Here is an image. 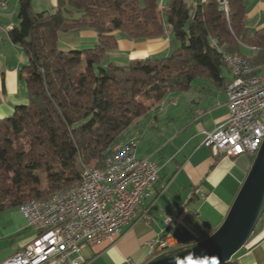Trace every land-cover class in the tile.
Masks as SVG:
<instances>
[{"label":"trees","instance_id":"1","mask_svg":"<svg viewBox=\"0 0 264 264\" xmlns=\"http://www.w3.org/2000/svg\"><path fill=\"white\" fill-rule=\"evenodd\" d=\"M227 2L228 15L216 0H167L162 8L159 0H57L54 11L18 0L8 35L28 57L20 72L28 103L0 120V212L77 185L83 169L101 167L121 134L168 93L189 90L197 77L221 85L222 52L264 61V26L249 32L243 0ZM81 29L96 32L97 43L62 51L59 32ZM117 31L134 40L168 31L187 43L161 58L102 65Z\"/></svg>","mask_w":264,"mask_h":264},{"label":"crops","instance_id":"2","mask_svg":"<svg viewBox=\"0 0 264 264\" xmlns=\"http://www.w3.org/2000/svg\"><path fill=\"white\" fill-rule=\"evenodd\" d=\"M166 1L159 0L160 8ZM35 2L37 11H51L49 7L55 10L57 4V0ZM31 3L34 8L32 0ZM243 4L245 26L253 33L264 26V0H243ZM17 13L18 0H0V120L12 115L17 106L28 103L26 83L20 75L28 57L8 35L9 30L18 25ZM96 43V32L92 29L58 34L62 51L92 48ZM171 49L170 33L166 31L161 36L141 40L122 36L117 39V48L106 51L105 56L112 53L114 58H119L118 55L123 54L126 63H108L126 65L130 59L167 56ZM252 50L242 45L244 53L251 54ZM226 73L221 85L197 77L194 80L198 79L199 83L194 86L191 83L189 90L160 98L167 103L168 113L182 121V125L170 131L167 143L158 145L151 136L153 120L146 123L150 112H156L158 106L121 134V141L133 136L138 138L137 155L158 164L159 178L152 196L142 202L136 216L123 226L118 238L81 248L87 259L85 264H129V260L144 264L150 256L147 241L155 239L161 231L179 248L204 238L221 223L252 161L248 155L214 156L203 144L204 132L215 129L228 117L224 83L231 74L227 69ZM191 89L193 94L188 93ZM181 93L183 96L178 97ZM145 138L146 146L140 147ZM166 217L171 218L168 225ZM33 237V229L17 207L0 212V262ZM231 264H264V238L249 248H241L233 255Z\"/></svg>","mask_w":264,"mask_h":264},{"label":"built area","instance_id":"3","mask_svg":"<svg viewBox=\"0 0 264 264\" xmlns=\"http://www.w3.org/2000/svg\"><path fill=\"white\" fill-rule=\"evenodd\" d=\"M216 1L223 10L222 2ZM221 56L231 74L224 83L228 117L204 132L203 144L214 156L253 158L264 138V68L255 69V76H247L252 64L251 68L240 69L246 56H229L227 52ZM138 143L137 137H130L128 152L116 153L121 140L116 141L115 159L106 160L98 172L85 171L82 187L70 190V197L36 203L30 211H21L34 237L0 264H85L87 259L81 252L84 245L118 238L142 202L152 196L159 178L158 164L137 155ZM170 221L166 217L165 224ZM262 238L264 221L242 248ZM146 246L151 258L174 249L175 243L161 231ZM129 264L136 263L129 260Z\"/></svg>","mask_w":264,"mask_h":264},{"label":"water","instance_id":"4","mask_svg":"<svg viewBox=\"0 0 264 264\" xmlns=\"http://www.w3.org/2000/svg\"><path fill=\"white\" fill-rule=\"evenodd\" d=\"M264 214V138L221 223L207 236L159 253L144 264H224L255 231Z\"/></svg>","mask_w":264,"mask_h":264},{"label":"rangeland","instance_id":"5","mask_svg":"<svg viewBox=\"0 0 264 264\" xmlns=\"http://www.w3.org/2000/svg\"><path fill=\"white\" fill-rule=\"evenodd\" d=\"M32 2H34L33 3V7H34L33 9L35 11H37V9H39V8L36 5L35 0H32ZM139 3H140V5H142L144 3V0H139ZM49 8H50L51 11H54V10H52L51 7H49ZM160 14H161L162 20L163 21H166L165 14L162 13V12H160ZM116 36H117V39H118V38H120L122 36H125V34L122 33V32H120V31H117L116 32ZM170 38H171V43H172L171 52H173L174 50L178 49L182 45V43H187V39H185L183 42H181L172 33H170ZM162 55H164V54H162ZM162 55L161 56H155V57L156 58H161V57H163ZM118 56H120V57L119 58H114L115 56H113L112 53H108V54H106V56H104L103 61L101 62V64L102 65H105L108 62H116L118 64L126 63L125 55L121 54V55H118ZM223 74L224 75L227 74L225 68H223ZM197 83H199V80L198 79H196V80H194L192 82V86L196 85ZM188 93L189 94H193L194 92L191 89ZM179 96L182 97L183 96V93L178 94V97ZM181 102L183 103L182 99L180 100V103ZM156 106H158L156 112H150V114L148 115V118L146 119V123L148 124L149 121L151 122L153 120V122L151 124V129H150L151 130V133H152L151 136L152 135L154 136L153 139L158 143V145H162L164 142L167 143V140L169 139V136H170L169 135L170 134V131H173L175 128L179 127L180 124L182 123V121H181L180 118L172 117L170 115V113H168V108L169 107H168L167 103L164 100H161V101H160V99L156 100L155 105H153V108L156 107ZM155 115L157 116V122L156 123H154V116ZM143 142L141 143L140 147H142V146L145 147L146 146V138L144 139Z\"/></svg>","mask_w":264,"mask_h":264},{"label":"bare ground","instance_id":"6","mask_svg":"<svg viewBox=\"0 0 264 264\" xmlns=\"http://www.w3.org/2000/svg\"><path fill=\"white\" fill-rule=\"evenodd\" d=\"M219 1H221L223 4V11L225 12L226 15H228L229 7H228L227 0H219ZM229 56L243 57V56L236 55V54H229ZM251 64H252V69H247V68H251ZM261 68H264V61L255 64V63H252L248 58H246V59H242V62H240V69H247V76H255V69H261ZM128 145H129V139L126 141H121V144L116 146V153L128 152ZM110 159H115V145H112L110 153L104 157L102 165H104L106 163V160H110ZM98 170H101V167H98V168L97 167L96 168L95 167H93V168L86 167V168H84L82 173H81V176H80V181H79V183H77V185H75L71 188H68L64 191L53 194L52 196H50L46 199L31 200V201L21 205L19 207V210L20 211H30L36 203L56 202L57 200H59L61 198L70 197V190H77V189H80L82 187L83 178L85 177V171L98 172ZM169 251H171V249ZM162 252H167V251H160V253H162Z\"/></svg>","mask_w":264,"mask_h":264}]
</instances>
